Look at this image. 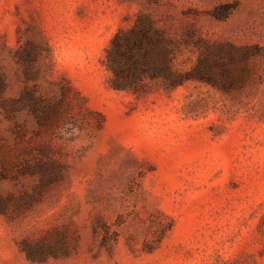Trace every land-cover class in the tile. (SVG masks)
Instances as JSON below:
<instances>
[{"label": "rangeland", "instance_id": "obj_1", "mask_svg": "<svg viewBox=\"0 0 264 264\" xmlns=\"http://www.w3.org/2000/svg\"><path fill=\"white\" fill-rule=\"evenodd\" d=\"M140 17L238 80L116 89ZM0 140V264H264V0H0Z\"/></svg>", "mask_w": 264, "mask_h": 264}, {"label": "trees", "instance_id": "obj_2", "mask_svg": "<svg viewBox=\"0 0 264 264\" xmlns=\"http://www.w3.org/2000/svg\"><path fill=\"white\" fill-rule=\"evenodd\" d=\"M183 43L156 28L151 20L140 17L130 31L116 34L107 50L105 64L113 74L112 86L141 93L144 91L146 79L161 82V86L168 91H173L188 81H204L222 89L236 83L238 78L233 75L228 65L229 62L233 63L235 58L233 55L226 58L228 56L220 50L214 54L203 52L198 63L190 70L176 69L175 60ZM251 55L248 52L242 59H249ZM5 148V142L0 140V180L7 179L12 169L29 175L44 173L43 164H24V167H21L20 160L6 161L3 152ZM54 180L43 176L39 188L51 184ZM6 209V204L0 198V212ZM23 250L30 259L45 255V252L33 251L25 246Z\"/></svg>", "mask_w": 264, "mask_h": 264}]
</instances>
